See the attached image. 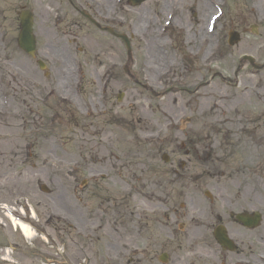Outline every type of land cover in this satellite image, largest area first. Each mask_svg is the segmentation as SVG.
Here are the masks:
<instances>
[{
    "label": "rangeland",
    "instance_id": "obj_1",
    "mask_svg": "<svg viewBox=\"0 0 264 264\" xmlns=\"http://www.w3.org/2000/svg\"><path fill=\"white\" fill-rule=\"evenodd\" d=\"M90 1L110 11L113 6V0ZM212 1L220 18L210 34L206 22L214 10L201 14L198 8L205 0L112 7L126 22L113 31L129 39L131 74L155 93L175 91L157 98L125 76L121 40L98 33L67 0H0V206L31 210L27 221L37 234L25 241L0 211V264H163L161 254L165 264H209L207 258L219 253L211 229L191 228L184 220L181 231V220L166 221L162 203L175 193L179 214L187 212L179 207L185 198H196L204 209L206 191L238 245L227 264L241 252L263 259L264 69L239 62L247 55L264 64V0ZM170 6L174 14L168 17L175 21L165 28ZM22 8L34 17V58L16 43ZM46 8L61 17L56 40H47ZM232 31L240 41L231 47ZM201 32L216 45L205 62ZM151 38L162 41L172 75L159 77L161 61L148 64ZM73 64L80 67L78 85ZM216 74L238 86L210 81ZM60 98L69 106H60ZM190 147L192 156H186ZM200 164L215 176L203 188L201 177L194 178L205 169ZM221 197L235 204L234 213H260V226L249 231L229 222Z\"/></svg>",
    "mask_w": 264,
    "mask_h": 264
},
{
    "label": "bare ground",
    "instance_id": "obj_2",
    "mask_svg": "<svg viewBox=\"0 0 264 264\" xmlns=\"http://www.w3.org/2000/svg\"><path fill=\"white\" fill-rule=\"evenodd\" d=\"M198 8H199L201 14H204L205 12H208L211 9L209 4L206 2L205 3L200 2V4H198ZM143 20L145 21V24H144L145 26L150 25V20H149L148 16L143 18ZM149 28L150 27H147V29H149ZM208 40L205 38L204 32H201L200 39H199L198 43H201V45H202V46H200L201 48L204 47L203 45H207V49L203 54V59H202L203 62L208 61L210 59L211 54L208 52H209V50H211L213 48V44L210 41L208 42ZM189 41H192V39H189L188 42ZM157 42L159 43L158 46L162 45V41L160 42L156 39L154 40L151 38L145 47L146 48V56H147L146 59H147L148 64L150 66L154 65L157 62H158V64H160V61H161V59L159 60L160 53L157 52L155 49H153V46L154 47H155V45L157 46V44H156ZM156 67H158V66L156 65ZM199 110H201L200 111L201 113H203V111H204V109L200 108V107H199ZM13 223L16 226V228H18V227L20 228V231H21V233L25 239L33 240L35 238L36 234L33 232V230L29 226H27L26 224H23L22 222L17 221V220H13Z\"/></svg>",
    "mask_w": 264,
    "mask_h": 264
},
{
    "label": "water",
    "instance_id": "obj_3",
    "mask_svg": "<svg viewBox=\"0 0 264 264\" xmlns=\"http://www.w3.org/2000/svg\"><path fill=\"white\" fill-rule=\"evenodd\" d=\"M143 0H134V4H139ZM22 27H23V33L21 39L19 40V45L29 54H32L33 52V40L30 39V28H29V22L22 19ZM238 41V36L236 34H232L231 40L229 42L230 45H233ZM128 47V43H127ZM129 51V48H128Z\"/></svg>",
    "mask_w": 264,
    "mask_h": 264
},
{
    "label": "flooded vegetation",
    "instance_id": "obj_4",
    "mask_svg": "<svg viewBox=\"0 0 264 264\" xmlns=\"http://www.w3.org/2000/svg\"><path fill=\"white\" fill-rule=\"evenodd\" d=\"M203 173H206V171H205V170H203ZM219 220H220V219H219ZM219 220H218V221H219ZM211 221H212V220H211Z\"/></svg>",
    "mask_w": 264,
    "mask_h": 264
}]
</instances>
